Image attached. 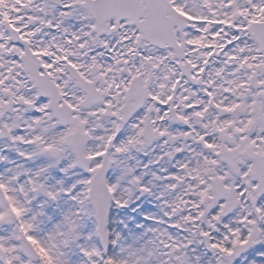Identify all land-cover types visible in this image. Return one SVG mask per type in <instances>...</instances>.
<instances>
[{"label":"snow or ice","instance_id":"snow-or-ice-1","mask_svg":"<svg viewBox=\"0 0 264 264\" xmlns=\"http://www.w3.org/2000/svg\"><path fill=\"white\" fill-rule=\"evenodd\" d=\"M0 264H264V0H0Z\"/></svg>","mask_w":264,"mask_h":264}]
</instances>
